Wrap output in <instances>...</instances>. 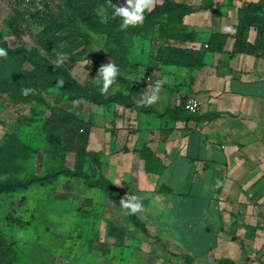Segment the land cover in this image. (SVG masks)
<instances>
[{"label": "crops", "instance_id": "obj_1", "mask_svg": "<svg viewBox=\"0 0 264 264\" xmlns=\"http://www.w3.org/2000/svg\"><path fill=\"white\" fill-rule=\"evenodd\" d=\"M259 1L231 0L227 26H215L213 33L235 34L238 10ZM256 36L252 29L250 41ZM233 44L230 39L224 53L209 55L201 69L165 68L157 80L167 83L153 113L106 107L108 115L121 111L136 125L117 138L114 131L104 134V174L125 195L143 197L145 210L138 215L163 243L186 245L205 261L215 253L216 264H264V57H231ZM189 98L199 100L200 110L175 119L169 110ZM141 142L162 159L160 175L145 170ZM200 246L205 252L196 251Z\"/></svg>", "mask_w": 264, "mask_h": 264}, {"label": "rangeland", "instance_id": "obj_2", "mask_svg": "<svg viewBox=\"0 0 264 264\" xmlns=\"http://www.w3.org/2000/svg\"><path fill=\"white\" fill-rule=\"evenodd\" d=\"M177 1L194 7L201 3V0ZM220 2L223 3L219 11H199L186 18L188 28L199 35L198 47L208 40L215 26H227L224 19L230 17L231 0ZM117 4L124 6L126 0H118ZM69 21L71 16L59 0H0V33L11 47L41 48L45 56L55 55L50 56L54 63L62 58L61 65L81 83L97 80L96 70L107 63L105 39L91 33L92 46L86 57L74 61L68 51L86 33L70 34L65 27ZM129 45L132 60L141 64L130 74L134 96L140 99L147 86L158 81L166 68L162 65L166 41L160 34H154ZM113 88L119 89L116 84ZM46 98L79 115L89 125L87 168L92 179L97 180L101 171L104 173V134L114 131L119 137L118 131H129L136 125L134 118L121 111L108 115L106 107L87 101L74 107L62 100L56 89L46 94ZM49 115V109L43 105L13 103L0 93V151L11 136L20 138L29 147L28 153L11 159L0 154V174L27 180L74 168L75 155L54 150L43 133ZM128 138L129 135L125 140ZM0 235L14 250L12 264H216L215 253H210L205 261L201 252L185 251L186 245L163 243L156 231L137 228L121 206L80 178L60 176L52 183H34L28 189L0 196ZM205 248L200 246L196 251L205 252Z\"/></svg>", "mask_w": 264, "mask_h": 264}, {"label": "trees", "instance_id": "obj_3", "mask_svg": "<svg viewBox=\"0 0 264 264\" xmlns=\"http://www.w3.org/2000/svg\"><path fill=\"white\" fill-rule=\"evenodd\" d=\"M71 16V21L65 26L70 34L85 32L86 36L69 49L72 60L81 61L92 46L90 34H96L105 39V61L114 63L120 70L116 84L119 89L110 87L106 95L100 92L101 85L90 79L86 83L78 81L65 66L57 67L50 59L54 54L45 56L38 47H11L7 39L0 33V48L7 52L6 57H0V93L6 95L13 103L35 102L49 109L50 115L43 125V133L54 150L64 154L75 155L73 169H63L43 178L23 180L19 177H5L0 174V196L28 189L34 183L54 182L58 177L80 178L90 188L100 189L118 206L125 196L124 190L118 188L111 179L101 171L97 180H93L87 168L89 160L90 127L79 115L63 108L58 103L52 104L47 98L52 90L61 93L62 100L73 103L74 100L87 101L101 107L119 105L126 109H134L140 113L150 114L153 106H139L140 100L134 96V80L130 74L140 67L131 58L129 43L151 38L160 34L165 38L166 45L162 47V64L169 71L196 70L206 66L209 55L224 53L230 39L234 40L232 56L238 54L264 57V0L250 2L238 10V24L235 34L211 33L208 40L198 47L199 35L190 30L186 18L199 11H217L221 8L216 0H201L194 7L177 0H164L156 5L154 10L145 11L142 25L120 30L121 19L113 18L114 10L111 4L119 6L118 0H59ZM257 33L255 42L250 41V32ZM98 72V70H96ZM65 83L57 86L59 80ZM34 89V93L25 96L22 89ZM186 99L181 104L169 110L174 118H187L190 114L186 108ZM29 147L20 138L12 137L0 151L1 156L12 157L28 153ZM144 160L145 170L153 175H160L166 169L161 158L147 145L138 147ZM128 218L133 225L145 230V225L138 214ZM14 250L0 235V264H12ZM248 262V261H247ZM219 264H237L230 259H220ZM246 264V263H245Z\"/></svg>", "mask_w": 264, "mask_h": 264}, {"label": "clouds", "instance_id": "obj_4", "mask_svg": "<svg viewBox=\"0 0 264 264\" xmlns=\"http://www.w3.org/2000/svg\"><path fill=\"white\" fill-rule=\"evenodd\" d=\"M162 0H126L124 6H116L111 4V7L114 10L113 18L119 17L121 19V24L119 25L120 30H127L129 27H136L142 25L145 20V11H153L155 6L158 3H161ZM227 32L234 31L231 28L224 29ZM7 52L5 49L0 48V57H6ZM63 63L62 58H58L55 62L57 67ZM120 74L119 68L112 62L102 64L97 72V83L101 85L100 92L102 95H106L110 87L115 83L117 76ZM64 81L61 79L57 82L58 87L64 85ZM167 83L166 79H161L155 82L154 87L151 89V92H145L141 97V100L138 102L139 106H151L159 100V93L162 89V86ZM34 89L24 88L22 89V94L27 96L30 93H34ZM79 101L74 100L73 106H78ZM196 106V101L191 100L189 102V110L194 111ZM219 184V182H217ZM121 208L126 211V214L135 215L142 213L145 210L143 203V197L136 195H125L120 199Z\"/></svg>", "mask_w": 264, "mask_h": 264}, {"label": "built area", "instance_id": "obj_5", "mask_svg": "<svg viewBox=\"0 0 264 264\" xmlns=\"http://www.w3.org/2000/svg\"><path fill=\"white\" fill-rule=\"evenodd\" d=\"M191 100H195V101H196V106H195V110H194V111L189 110V107H187V106L189 105V102H190ZM185 108H186V110H187L190 114H197L198 111L200 110V102H199V100L196 99V98H189V99L187 100L186 104H185Z\"/></svg>", "mask_w": 264, "mask_h": 264}]
</instances>
